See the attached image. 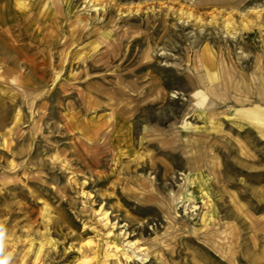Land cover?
I'll return each mask as SVG.
<instances>
[{
	"label": "rangeland",
	"instance_id": "374dc122",
	"mask_svg": "<svg viewBox=\"0 0 264 264\" xmlns=\"http://www.w3.org/2000/svg\"><path fill=\"white\" fill-rule=\"evenodd\" d=\"M251 108L264 0H0V260L264 264Z\"/></svg>",
	"mask_w": 264,
	"mask_h": 264
},
{
	"label": "crops",
	"instance_id": "0c3cea01",
	"mask_svg": "<svg viewBox=\"0 0 264 264\" xmlns=\"http://www.w3.org/2000/svg\"><path fill=\"white\" fill-rule=\"evenodd\" d=\"M237 120L241 119L242 117L246 118V121L244 122L246 125L245 127L249 129H255V130H261V132H264V117L262 113L258 109L251 108L250 110L246 111H240L236 114ZM259 122H263L259 125ZM254 123H258L255 125ZM259 128V129H258ZM263 139V138H262Z\"/></svg>",
	"mask_w": 264,
	"mask_h": 264
},
{
	"label": "clouds",
	"instance_id": "9594fccd",
	"mask_svg": "<svg viewBox=\"0 0 264 264\" xmlns=\"http://www.w3.org/2000/svg\"><path fill=\"white\" fill-rule=\"evenodd\" d=\"M6 235V230L2 225H0V246H2V241L4 240ZM9 256H4L2 260H0V264H8Z\"/></svg>",
	"mask_w": 264,
	"mask_h": 264
},
{
	"label": "bare ground",
	"instance_id": "6f19581e",
	"mask_svg": "<svg viewBox=\"0 0 264 264\" xmlns=\"http://www.w3.org/2000/svg\"><path fill=\"white\" fill-rule=\"evenodd\" d=\"M106 214V212H104V215ZM105 218V217H104ZM108 218V217H107ZM106 218V219H107ZM88 243H91V241H88ZM134 244H135V242H134ZM117 248V247H116ZM118 249V248H117ZM119 250V249H118ZM146 255V254H145ZM126 256V255H125ZM129 258V257H128ZM107 260V259H106ZM144 260V259H143ZM90 261V257L88 256V255H85V258H84V260H83V263L84 264H86V263H88Z\"/></svg>",
	"mask_w": 264,
	"mask_h": 264
}]
</instances>
